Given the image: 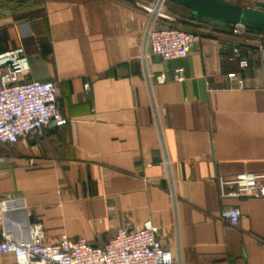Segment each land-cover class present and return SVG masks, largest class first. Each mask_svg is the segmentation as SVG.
I'll return each mask as SVG.
<instances>
[{
	"label": "crops",
	"instance_id": "obj_1",
	"mask_svg": "<svg viewBox=\"0 0 264 264\" xmlns=\"http://www.w3.org/2000/svg\"><path fill=\"white\" fill-rule=\"evenodd\" d=\"M169 5L186 12L178 18L198 40L182 58L152 56L151 70L165 81L153 77L150 88L140 59L146 15L132 0H0V53L23 47L25 78L54 81L66 119L0 145V198L10 202L2 227L13 236L38 222L46 243L104 245L118 228L149 221L180 264H264V179L260 196L221 197L219 188V178L264 173V30L249 27V42L235 52L243 40L230 25L191 20L187 8ZM151 96L161 106L177 216ZM233 208L236 226L223 216ZM0 264L15 260L0 254Z\"/></svg>",
	"mask_w": 264,
	"mask_h": 264
},
{
	"label": "built area",
	"instance_id": "obj_2",
	"mask_svg": "<svg viewBox=\"0 0 264 264\" xmlns=\"http://www.w3.org/2000/svg\"><path fill=\"white\" fill-rule=\"evenodd\" d=\"M167 0H149L137 2L146 15L143 34L140 41V59L146 81L151 88L153 77L162 83L163 74L151 70L152 56L162 60L182 58L189 52L190 46L198 40L193 31L172 27L167 24L173 18L167 12ZM230 33L241 37L234 50L246 46L251 34L249 27L230 24ZM257 49L264 67V40L257 42ZM239 67L246 68L248 59H239ZM29 59L23 47H17L0 53V144L12 146L21 138L42 136L51 126L66 123L57 106V86L52 80H28ZM227 77L237 82L238 88L244 87V81L229 73ZM182 68L174 70L175 81H183ZM88 84H84L87 90ZM151 107L161 150V163L165 169L168 193L177 216L179 196L175 190L172 161L165 141L161 106L151 96ZM2 159V158H1ZM150 166V163L147 164ZM264 179V173L241 172L232 178H219L221 197L260 196L258 183ZM9 200L0 198V254H11L15 264H180L171 251L165 249L149 221L140 228L130 230L120 227L110 241L96 245L84 238L70 240L62 238L56 243L44 242V231L40 223H32L25 237L17 238L6 231L2 225ZM224 218L232 225L239 224L240 211L237 208L227 210Z\"/></svg>",
	"mask_w": 264,
	"mask_h": 264
},
{
	"label": "water",
	"instance_id": "obj_3",
	"mask_svg": "<svg viewBox=\"0 0 264 264\" xmlns=\"http://www.w3.org/2000/svg\"><path fill=\"white\" fill-rule=\"evenodd\" d=\"M189 10V19L206 20L226 26L241 24L264 30V1H256L253 7L231 3L226 0H167Z\"/></svg>",
	"mask_w": 264,
	"mask_h": 264
},
{
	"label": "rangeland",
	"instance_id": "obj_4",
	"mask_svg": "<svg viewBox=\"0 0 264 264\" xmlns=\"http://www.w3.org/2000/svg\"><path fill=\"white\" fill-rule=\"evenodd\" d=\"M133 3H137V2H141V1H149V0H132ZM228 2H231V3H236V4H250L252 7L254 6V2L253 0H226ZM170 7L166 6L165 5V8L167 10V12L172 16V20H171V23L176 26V27H179L181 29H184V30H188V31H193V32H197V29L195 28H191L189 26H187L185 23H183V21L180 19V18H186V12L183 10V12H181L179 9V7H175L173 5H169ZM180 17V18H178ZM1 145V144H0Z\"/></svg>",
	"mask_w": 264,
	"mask_h": 264
},
{
	"label": "trees",
	"instance_id": "obj_5",
	"mask_svg": "<svg viewBox=\"0 0 264 264\" xmlns=\"http://www.w3.org/2000/svg\"><path fill=\"white\" fill-rule=\"evenodd\" d=\"M144 12V11H143ZM145 13V12H144ZM199 21H206V20H199ZM167 24L168 25H170V26H172V27H176V26H174L172 23H171V21L170 22H167ZM230 24H227L226 26H229Z\"/></svg>",
	"mask_w": 264,
	"mask_h": 264
}]
</instances>
